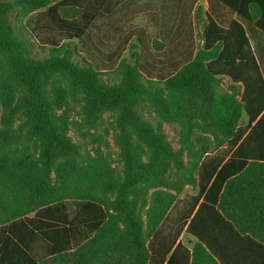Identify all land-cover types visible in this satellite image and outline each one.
<instances>
[{"label":"trees","instance_id":"1","mask_svg":"<svg viewBox=\"0 0 264 264\" xmlns=\"http://www.w3.org/2000/svg\"><path fill=\"white\" fill-rule=\"evenodd\" d=\"M216 1L264 30V0ZM196 2L189 10L200 15ZM111 4L0 0V264H264V79L243 24L206 11L189 58L170 50L146 65L134 52L107 82L90 29ZM14 6L34 14L24 33L10 21ZM67 95L82 98L89 123L111 115L121 167L99 148L82 152L58 113ZM147 106L180 126L178 149L146 120ZM17 113L26 119L13 129ZM185 184L196 192L180 198Z\"/></svg>","mask_w":264,"mask_h":264},{"label":"rangeland","instance_id":"2","mask_svg":"<svg viewBox=\"0 0 264 264\" xmlns=\"http://www.w3.org/2000/svg\"><path fill=\"white\" fill-rule=\"evenodd\" d=\"M191 2L192 0L126 1L119 3L113 13L108 15L110 17H106L104 21H96L95 27L90 29V35L94 40L91 46L101 56L100 65L104 72L103 79L107 82L117 81L116 67L121 58H129L134 52H141V60L146 65H148L147 62L156 64V58H162V53H166L165 55L168 56L170 50L178 54L185 49L187 58L190 57L188 52L194 54L202 44V30L206 23V16L203 3L199 4L200 15H196L194 11L190 12ZM196 5H198L197 2ZM219 6L221 7L212 11L215 17L222 22V18H228V16L223 12L224 7ZM193 8L196 7L193 5ZM33 15V13L25 15L19 6H14L9 18L16 31L24 33L27 31ZM139 38L143 40L144 45L139 48L133 47L135 44L138 45ZM155 40L164 43L162 50L156 49ZM101 41H104L102 45H100ZM97 49H100L101 52H98ZM32 55L36 59H43L48 55V51L39 48L35 44ZM91 57L95 58L93 55ZM4 82L5 77L0 70V129L4 125V114L7 111L5 92L8 91V86H5ZM228 84L227 79L223 78L221 80L222 89H226ZM12 92L13 97L10 99H12L13 104L18 92L15 90H12ZM66 101L67 104L59 109L58 113L68 114L69 119L73 122L70 124L69 134L74 141L81 145L82 152H93L96 148H99L114 165L121 167L120 148L113 139V131L109 125L112 120L111 115L106 113L102 119L92 124L84 118L82 98L76 99L67 95ZM143 114L150 123L155 126L160 125L164 129L166 138L174 149L180 147V126L178 124L164 120L150 106L143 109ZM25 119V115L15 114L11 127L17 129ZM198 135L209 137L208 134L197 131L194 134V139ZM187 158V155H185L186 160ZM177 177L175 171L168 173V178L171 180H176ZM195 192L196 189L192 185L185 184L179 197L183 198ZM183 240L190 244L189 239L185 236Z\"/></svg>","mask_w":264,"mask_h":264},{"label":"crops","instance_id":"3","mask_svg":"<svg viewBox=\"0 0 264 264\" xmlns=\"http://www.w3.org/2000/svg\"><path fill=\"white\" fill-rule=\"evenodd\" d=\"M106 2L108 1L111 4V7H118L119 3L122 2H126V1H135V0H105ZM202 4L205 7V12L208 11L210 13V15L222 26L227 27L230 22L233 19L239 20L246 31L247 37L249 39V42L251 44V47L254 51V54L256 56L261 74L263 76L264 79V30L260 29L259 27H257L254 23L249 22L247 20L242 19L241 17H239L236 13L232 12L230 9H228L227 7H225L224 5H222L221 3H219L216 0H198L197 4ZM222 5L223 8V12L224 14H227L228 18H222V22H220L215 15L213 14V9H217L220 8ZM225 79H227L229 81L230 84V79L225 77ZM228 84V85H229ZM264 113V112H263ZM262 113V114H263ZM262 114L257 118V120L253 123V125L258 121V119L262 116ZM248 120L247 115H244L242 118V124H244V122H246ZM262 135H264V133H262ZM260 151L264 152V145L260 148Z\"/></svg>","mask_w":264,"mask_h":264}]
</instances>
